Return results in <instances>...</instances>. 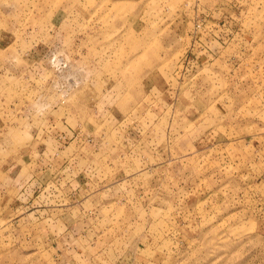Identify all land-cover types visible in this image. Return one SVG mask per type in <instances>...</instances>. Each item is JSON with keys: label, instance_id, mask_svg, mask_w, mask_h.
<instances>
[{"label": "rangeland", "instance_id": "obj_1", "mask_svg": "<svg viewBox=\"0 0 264 264\" xmlns=\"http://www.w3.org/2000/svg\"><path fill=\"white\" fill-rule=\"evenodd\" d=\"M0 264H264V0H0Z\"/></svg>", "mask_w": 264, "mask_h": 264}]
</instances>
